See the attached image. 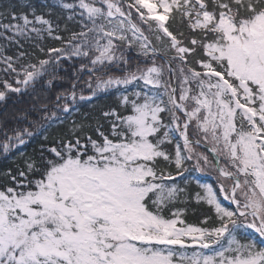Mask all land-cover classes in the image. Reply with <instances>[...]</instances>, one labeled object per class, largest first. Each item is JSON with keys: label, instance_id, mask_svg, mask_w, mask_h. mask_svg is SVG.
I'll use <instances>...</instances> for the list:
<instances>
[{"label": "snow or ice", "instance_id": "6c2138e0", "mask_svg": "<svg viewBox=\"0 0 264 264\" xmlns=\"http://www.w3.org/2000/svg\"><path fill=\"white\" fill-rule=\"evenodd\" d=\"M58 6L80 26L66 38L35 12L0 20L8 39L47 32L62 45L40 48L46 58L35 62L0 55V100L38 82L56 88L64 79L56 69L76 57L73 82L43 106L45 119L59 121L99 92L115 90L118 105L92 134L73 122L38 156L0 172V264H264V246L247 232L264 238V0ZM133 47L143 59L128 68ZM84 72L88 96L77 93ZM31 123L4 132L0 150L25 145ZM209 169L216 187L197 180L203 194H195L209 212L187 223L173 170ZM192 245L200 251L188 256Z\"/></svg>", "mask_w": 264, "mask_h": 264}, {"label": "trees", "instance_id": "16d2710c", "mask_svg": "<svg viewBox=\"0 0 264 264\" xmlns=\"http://www.w3.org/2000/svg\"><path fill=\"white\" fill-rule=\"evenodd\" d=\"M65 2H73V0H65ZM33 12L51 20L54 26H59V31L54 33V35L58 34L66 38L71 32L80 30L77 21L67 19L68 13L58 6V0H0V13L4 14L0 16V20H3L4 23L8 22L6 17L9 13H24L32 19ZM37 26L39 27V25ZM65 27H67L68 31L64 30ZM173 27H176V24H173ZM8 37H12V33H5L3 29H0V55L15 57L20 52H25L28 54V59L33 62H35L36 57L46 58L39 51L40 48L47 50L50 47L62 46L60 41L50 37L47 32H42L39 37L35 34H31L29 37L16 36L12 39H8ZM125 55L129 61L128 68L135 67L143 59L138 57L135 47L131 50H126ZM84 62L87 63V61ZM80 63L81 61L76 57L71 60H64L56 69V74L64 77V79L58 81L54 89L49 90L43 82H38L34 88L30 87L26 92H8L6 98L0 100V142L4 140V132H8L11 135L12 129L29 126V122H32L30 130L33 132L31 138H25L27 143L22 147H13L6 154L0 150V172H5L8 169L15 170L23 164L26 158L38 156L42 145L47 144L60 135L66 134L72 128L73 122L82 124L84 132L87 134H92L91 130L96 127L97 123L107 124L103 119L102 113L117 107L119 94L115 90L99 92L91 100L78 101L73 106L72 112L67 114L58 113L61 118L59 121L45 119L48 114L41 110L45 104L51 109L57 92L70 87L73 82V74L79 69ZM158 63H163V61L158 58ZM2 67L3 65H0V68ZM109 70L116 74H122L117 73L116 68ZM79 77L78 95L81 89H83L85 96L90 95L85 86V82L89 80V74L87 72L79 73ZM0 78H6L3 72H0ZM25 114L28 116L27 121L23 119ZM200 150L203 151L204 149ZM204 173L209 174V170ZM204 173L196 171L185 172L184 176L180 177L173 170L175 180L169 183H175L178 187L186 190L180 196L176 207L184 209L182 218L187 223L199 225V222L209 212V206L206 203H197L195 199L197 192L203 194V190L197 184V180L201 184L207 183L212 184L214 188L216 187L214 175L211 173L210 175H204ZM215 174L217 173L215 172ZM220 199L223 201L222 195H220ZM223 203L226 206L228 205L226 201H223ZM247 232L251 234L248 238L254 240L258 247L264 246V239L259 234H255L251 229H248ZM194 251H200L198 245H192L186 250L188 256H191Z\"/></svg>", "mask_w": 264, "mask_h": 264}, {"label": "rangeland", "instance_id": "374dc122", "mask_svg": "<svg viewBox=\"0 0 264 264\" xmlns=\"http://www.w3.org/2000/svg\"><path fill=\"white\" fill-rule=\"evenodd\" d=\"M166 67H167V66H166ZM203 173H204V172H203ZM206 173H207V172H206ZM210 173L213 174L214 177H215V179H216L217 174H215V170H214V169H209V174H205V173H204V175H210Z\"/></svg>", "mask_w": 264, "mask_h": 264}]
</instances>
